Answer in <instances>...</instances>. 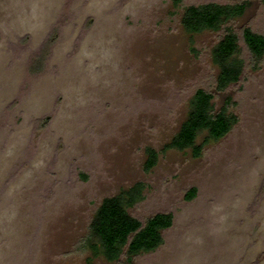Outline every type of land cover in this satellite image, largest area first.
I'll use <instances>...</instances> for the list:
<instances>
[{
    "label": "rangeland",
    "instance_id": "obj_1",
    "mask_svg": "<svg viewBox=\"0 0 264 264\" xmlns=\"http://www.w3.org/2000/svg\"><path fill=\"white\" fill-rule=\"evenodd\" d=\"M237 1L0 0V264H116L80 242L101 201L137 182L128 213L173 222L134 264H264V56L226 89L223 137L163 151L194 91L214 87L225 32H187L183 10ZM250 1L226 24L245 59L241 27L264 35V0Z\"/></svg>",
    "mask_w": 264,
    "mask_h": 264
},
{
    "label": "trees",
    "instance_id": "obj_2",
    "mask_svg": "<svg viewBox=\"0 0 264 264\" xmlns=\"http://www.w3.org/2000/svg\"><path fill=\"white\" fill-rule=\"evenodd\" d=\"M250 3V0L234 3L206 2L184 8L181 24L187 32L218 30L223 26L225 32L212 48V59L218 66L214 87H199L194 91L189 99L186 118L171 140L164 145L163 151L169 148H190L193 155L197 156L204 143L223 137L235 122L236 116L228 111L232 97L226 89L241 79L246 64L252 69L260 66L264 56V35L252 31L247 25L241 27V40L248 54L245 59L239 55L238 33L226 24L242 16ZM215 97L222 100L218 108L214 102ZM200 135L203 140L198 143ZM157 155L158 152L153 148H146L145 170L155 165ZM142 187V183L137 182L101 201L90 221L88 233L80 242L92 256H102L116 264H134L138 255L162 243V231L173 222L172 212H158L142 221L127 211V207L141 196ZM195 191L194 187L189 189L186 198H192ZM87 264L95 263L89 259Z\"/></svg>",
    "mask_w": 264,
    "mask_h": 264
}]
</instances>
